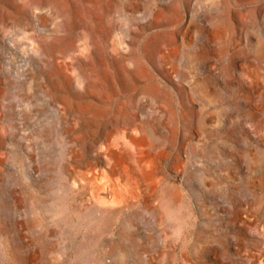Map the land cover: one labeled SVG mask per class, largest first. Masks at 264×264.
<instances>
[{"label":"rangeland","instance_id":"1","mask_svg":"<svg viewBox=\"0 0 264 264\" xmlns=\"http://www.w3.org/2000/svg\"><path fill=\"white\" fill-rule=\"evenodd\" d=\"M0 264H264V0H0Z\"/></svg>","mask_w":264,"mask_h":264}]
</instances>
